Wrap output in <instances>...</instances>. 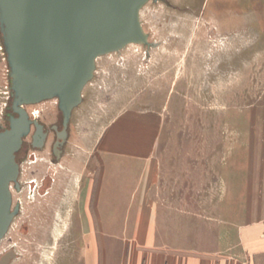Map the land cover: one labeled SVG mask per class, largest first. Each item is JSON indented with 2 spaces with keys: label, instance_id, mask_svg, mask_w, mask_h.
<instances>
[{
  "label": "rangeland",
  "instance_id": "1",
  "mask_svg": "<svg viewBox=\"0 0 264 264\" xmlns=\"http://www.w3.org/2000/svg\"><path fill=\"white\" fill-rule=\"evenodd\" d=\"M140 21L152 46L128 45L96 60L93 79L72 113L63 160L22 163V193L11 185L12 207L18 202L20 213L0 243V254L16 253L12 264L157 262L148 251L135 252L139 239L99 236L101 222L92 212L102 172L99 152L111 148L115 130L138 138L141 124L156 130L160 264L166 251L171 258L181 254L176 250L195 255L211 250L219 235L223 248L234 246L239 228L260 217L264 0L148 2ZM11 102L0 31V132L9 127ZM56 103L51 99L25 110L31 119L40 112L49 127L60 120ZM47 166L60 171L54 183H42ZM104 219L118 222L113 216Z\"/></svg>",
  "mask_w": 264,
  "mask_h": 264
},
{
  "label": "water",
  "instance_id": "2",
  "mask_svg": "<svg viewBox=\"0 0 264 264\" xmlns=\"http://www.w3.org/2000/svg\"><path fill=\"white\" fill-rule=\"evenodd\" d=\"M161 0H0V31L12 91L9 127L0 132V242L16 214L10 186L15 159L33 123L26 106L56 99L66 127L96 60L128 45L151 47L140 12ZM15 254L5 255L8 264Z\"/></svg>",
  "mask_w": 264,
  "mask_h": 264
},
{
  "label": "crops",
  "instance_id": "3",
  "mask_svg": "<svg viewBox=\"0 0 264 264\" xmlns=\"http://www.w3.org/2000/svg\"><path fill=\"white\" fill-rule=\"evenodd\" d=\"M141 126L144 132L138 138L133 134L127 136L126 133L122 136L120 129L118 133L115 130L111 133V148L99 152L102 172L96 192L93 190L95 208L92 212L94 219L101 222L98 226V231H101L99 236L139 239L141 245L139 248L136 246L135 252L144 254L148 251L156 257L157 262L153 264H160L159 255H162L163 251L158 248L156 240L162 236V217L159 214L155 193L159 166L155 160L154 149L156 130L154 132L151 126L146 128L145 124ZM105 215L117 217L116 225L106 224ZM237 234L234 246L223 248L219 235L217 245L211 250H198L196 255L191 254L193 252L190 249L176 250V253L181 254L176 256L173 254L171 258H169L171 252L166 251L168 258L162 263L258 264L256 263L258 258L264 260V197L260 217L241 226ZM146 239L149 241L146 242ZM131 248L133 252V246Z\"/></svg>",
  "mask_w": 264,
  "mask_h": 264
},
{
  "label": "flooded vegetation",
  "instance_id": "4",
  "mask_svg": "<svg viewBox=\"0 0 264 264\" xmlns=\"http://www.w3.org/2000/svg\"><path fill=\"white\" fill-rule=\"evenodd\" d=\"M75 109H73V111ZM56 111L60 116V120L50 125L49 127H46L44 121H41V118L39 116L40 112H37V117L35 116V118L33 117L31 119L29 117V119L32 122L36 121L38 125L41 126V135L38 133L35 125L31 123L29 134L23 139L21 147L15 155V159L18 164L19 172H18V177H17V185H15L14 183L11 185L13 188L12 190L16 194H21L23 191V185L20 182L21 176L23 175L22 174V163H26V164L33 163L32 165H35V166H39V164H42V163L47 165L48 163L47 158H49V160H51V163L53 165H58L60 161L63 160V157H64L63 147L68 142L69 125H70V120H71L73 111L71 113V117L66 127L63 125V116L58 107V103H56ZM10 116L11 115L8 116V123H9ZM48 144L50 148H49V151H46L45 148L47 147ZM46 172L47 174L44 176V179L42 177V183H44L46 179L54 183L55 180L52 177L56 178L58 173H60V171H58L57 168L51 167V166H47ZM10 190H11V186H10ZM12 190H11V196H12V201H13V195H12L13 191ZM15 207L17 208V211H16V214L13 220L20 213V205L18 202L12 207V209H15ZM11 253L15 254V257L12 258L8 264H12L13 261L16 259V253L12 249H7L3 253H1L0 261L5 255L11 254Z\"/></svg>",
  "mask_w": 264,
  "mask_h": 264
}]
</instances>
